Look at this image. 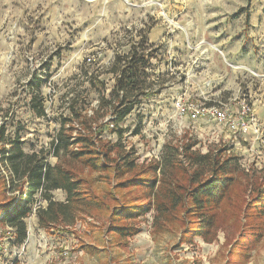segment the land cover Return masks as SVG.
I'll list each match as a JSON object with an SVG mask.
<instances>
[{
  "label": "rangeland",
  "instance_id": "374dc122",
  "mask_svg": "<svg viewBox=\"0 0 264 264\" xmlns=\"http://www.w3.org/2000/svg\"><path fill=\"white\" fill-rule=\"evenodd\" d=\"M142 37L158 50L152 78L159 93L121 125L126 151L138 158L137 171L123 180L158 163L167 145L192 142L204 154L228 148L244 167L230 196L240 223L223 212L211 242L194 238L189 201L172 213L175 196L183 192L171 189V198L168 187H161L152 198L153 211L131 221L110 218L107 207L115 203L107 200L103 211L81 216L69 228L42 229L34 212L22 246L0 226V264H264V217L255 203L264 191V0H0V125L8 113L22 130L26 152L49 150L61 121L76 118L67 105L71 96L79 99V114L93 116L98 95L89 79L98 76L111 89L114 78L104 72L118 51ZM35 74L49 80L43 90L46 119L27 106L26 85ZM244 106L255 123L241 134L193 113L213 107L240 121L248 112ZM110 130L103 143L117 140ZM73 169L94 194L118 196V206L146 204L147 191L140 187L120 188L110 173L79 163ZM54 196L66 199L62 191ZM162 202L167 213L159 219ZM111 226L139 233L120 239Z\"/></svg>",
  "mask_w": 264,
  "mask_h": 264
},
{
  "label": "trees",
  "instance_id": "16d2710c",
  "mask_svg": "<svg viewBox=\"0 0 264 264\" xmlns=\"http://www.w3.org/2000/svg\"><path fill=\"white\" fill-rule=\"evenodd\" d=\"M152 49L153 46L142 37L130 44L128 50L118 51L104 72L114 78L111 89L98 76L89 79L91 88L98 95L93 116L79 114V99L75 94L71 96L67 105L71 115L76 118L61 121L49 150L43 148L26 152L22 130L16 125L15 117L7 113L0 125V226L9 230L15 239L14 245L22 246L27 241L26 221L34 212L42 229L69 228L75 226L81 216L103 211L105 201L109 200L115 203L107 207V210L111 209L110 218L113 216L112 219L116 221H131L153 211L152 198L160 195L156 191L161 187H168V197L171 198L174 197V194L171 196V189L177 187L183 192L175 196L170 209L172 213L180 208L182 202L189 201L188 211L197 224L194 238L201 237L211 242L210 236L219 221L218 214L223 212L224 215L231 213L236 224L240 223L242 216L230 196L244 167L239 157L227 154L228 148L204 154L195 151L197 144L192 142L182 146L167 145L158 163L123 180L126 175L137 171L138 158L134 152L126 151L124 137L127 130L121 125L146 99L159 93L156 80L152 78L155 68L153 59L157 57L158 50ZM48 81L47 77L35 74L26 85L27 106L39 119L47 118L43 90ZM87 101L88 96L84 97L83 104L87 105ZM107 117L108 121L105 122ZM74 122L80 123L82 128L75 129ZM109 126H112L110 131L117 136V140L103 143L102 137ZM13 128L16 132H9ZM51 156L57 159L55 165L49 162ZM76 163L94 172L110 173L120 182L117 184L120 188L140 187L146 190V204L118 206V196L94 194L88 181L73 169ZM176 169L180 177L178 174L176 177ZM57 191L64 192L65 201L55 200ZM255 200L256 207H259L258 215L264 217L263 190L257 192ZM156 211L159 219L163 218L160 215L167 213L165 203L162 202ZM245 218L249 217L245 215ZM111 229L120 239H128L139 233L137 229L126 226H111Z\"/></svg>",
  "mask_w": 264,
  "mask_h": 264
},
{
  "label": "built area",
  "instance_id": "2783aa9c",
  "mask_svg": "<svg viewBox=\"0 0 264 264\" xmlns=\"http://www.w3.org/2000/svg\"><path fill=\"white\" fill-rule=\"evenodd\" d=\"M247 109H246V108ZM245 110L242 113V116L240 118V121L238 120H231L230 118H228L226 115L223 114L222 111L218 110L217 108H209L207 110H193V113H195L194 116H200V115H207L209 117H211L213 120L218 121L219 123H223L226 124L227 127L230 130H233L234 133L236 130H240V134L242 133H247L249 131V125L252 123H255V121L253 120H249L250 118V108H248L247 106H244ZM252 122V123H251Z\"/></svg>",
  "mask_w": 264,
  "mask_h": 264
}]
</instances>
